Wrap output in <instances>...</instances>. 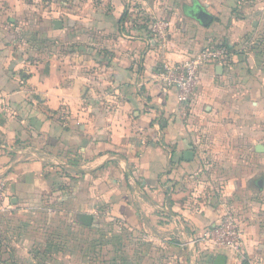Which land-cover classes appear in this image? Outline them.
<instances>
[{
    "label": "crops",
    "instance_id": "0c3cea01",
    "mask_svg": "<svg viewBox=\"0 0 264 264\" xmlns=\"http://www.w3.org/2000/svg\"><path fill=\"white\" fill-rule=\"evenodd\" d=\"M41 1L0 0V183L9 203L0 236L9 219L14 244L26 247L52 228L54 211L78 228L90 214L94 229L118 226L159 245L156 264H214L219 255L264 264V126L240 121L264 116V81L241 59L246 36L264 33V0H190L183 18L182 0H61V19ZM196 4L204 25L185 12ZM154 21L170 24L165 44ZM223 44L229 58L201 70L186 107L155 82L165 62ZM227 211L244 231L237 262L194 242Z\"/></svg>",
    "mask_w": 264,
    "mask_h": 264
},
{
    "label": "rangeland",
    "instance_id": "374dc122",
    "mask_svg": "<svg viewBox=\"0 0 264 264\" xmlns=\"http://www.w3.org/2000/svg\"><path fill=\"white\" fill-rule=\"evenodd\" d=\"M189 2L190 0L188 2L182 0L176 3L182 18L185 17L183 4ZM39 6H42L51 18L61 19V0H43ZM246 37L241 59L251 76L262 85L264 33L256 37L252 35ZM262 115L248 112L240 121L248 123L257 120L255 123L260 128V125L264 126ZM259 138L261 139L260 135ZM53 213L52 228L40 232L33 227L30 235L37 236V232H40L42 238L41 240L34 238L26 247L19 245L17 247L14 244L12 228L7 219V228L2 229L0 236V264H156L161 257L159 245L148 242L142 233L128 232L118 226L109 228L101 225L95 229L93 226L87 228L83 225L79 228L71 227V223L78 224L75 218L65 224V220L61 216L59 218L56 211Z\"/></svg>",
    "mask_w": 264,
    "mask_h": 264
},
{
    "label": "built area",
    "instance_id": "2783aa9c",
    "mask_svg": "<svg viewBox=\"0 0 264 264\" xmlns=\"http://www.w3.org/2000/svg\"><path fill=\"white\" fill-rule=\"evenodd\" d=\"M170 24L166 21H154L151 23L152 34L162 44L167 42V31ZM229 50L226 47H206L197 54L181 62H165L161 69L154 75L155 82L163 93L176 90L179 103L182 107L189 105L201 83V70L209 64H221L229 58ZM36 154V153H34ZM37 156V155H36ZM39 157V158H37ZM53 164H58V158L48 155L37 156ZM52 164V165H53ZM9 203L6 195V185L0 183V214L8 211ZM194 242L206 247L209 251L225 249L231 251L235 262L242 257L244 246V231L237 216L227 211L221 222L195 239Z\"/></svg>",
    "mask_w": 264,
    "mask_h": 264
},
{
    "label": "water",
    "instance_id": "95a60500",
    "mask_svg": "<svg viewBox=\"0 0 264 264\" xmlns=\"http://www.w3.org/2000/svg\"><path fill=\"white\" fill-rule=\"evenodd\" d=\"M196 7L199 8L198 9V12L196 14H193V11L196 9ZM185 12H186L187 15L193 17L199 23H201V24L204 25L205 20H206L205 18H206L207 15H206L204 9H202L199 6V4L194 5L193 7L189 8L188 10L186 9ZM53 24H54L55 29H61L62 28V25H63V23H62L61 20H56V21H54ZM262 149H263V147L261 145H258L257 150L260 152ZM184 157H185V159L187 161H191L193 159V157H194V153L192 151H186L184 153ZM93 220H94V218L90 214H82L79 217V222L82 225L87 226V227L92 226ZM226 261H227V259H226V257L224 255H219L216 258L214 264H226Z\"/></svg>",
    "mask_w": 264,
    "mask_h": 264
},
{
    "label": "trees",
    "instance_id": "16d2710c",
    "mask_svg": "<svg viewBox=\"0 0 264 264\" xmlns=\"http://www.w3.org/2000/svg\"><path fill=\"white\" fill-rule=\"evenodd\" d=\"M221 47H226V48L229 50V52H230V48H229V46H228V45H226V44H223V45H221Z\"/></svg>",
    "mask_w": 264,
    "mask_h": 264
},
{
    "label": "flooded vegetation",
    "instance_id": "af4514ba",
    "mask_svg": "<svg viewBox=\"0 0 264 264\" xmlns=\"http://www.w3.org/2000/svg\"><path fill=\"white\" fill-rule=\"evenodd\" d=\"M198 12V10L197 9H195L194 11H193V14H196Z\"/></svg>",
    "mask_w": 264,
    "mask_h": 264
}]
</instances>
